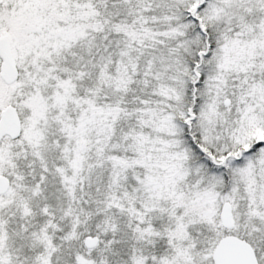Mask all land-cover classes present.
Instances as JSON below:
<instances>
[{
  "label": "snow or ice",
  "instance_id": "6c2138e0",
  "mask_svg": "<svg viewBox=\"0 0 264 264\" xmlns=\"http://www.w3.org/2000/svg\"><path fill=\"white\" fill-rule=\"evenodd\" d=\"M0 264H264V0H0Z\"/></svg>",
  "mask_w": 264,
  "mask_h": 264
}]
</instances>
